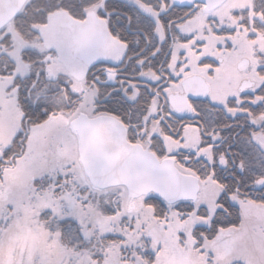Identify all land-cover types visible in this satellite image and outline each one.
<instances>
[{"label": "snow or ice", "instance_id": "1", "mask_svg": "<svg viewBox=\"0 0 264 264\" xmlns=\"http://www.w3.org/2000/svg\"><path fill=\"white\" fill-rule=\"evenodd\" d=\"M0 0V264H264V0Z\"/></svg>", "mask_w": 264, "mask_h": 264}, {"label": "rangeland", "instance_id": "2", "mask_svg": "<svg viewBox=\"0 0 264 264\" xmlns=\"http://www.w3.org/2000/svg\"><path fill=\"white\" fill-rule=\"evenodd\" d=\"M245 2V0H235V2H234V6L235 7H239L242 3H244Z\"/></svg>", "mask_w": 264, "mask_h": 264}, {"label": "water", "instance_id": "3", "mask_svg": "<svg viewBox=\"0 0 264 264\" xmlns=\"http://www.w3.org/2000/svg\"><path fill=\"white\" fill-rule=\"evenodd\" d=\"M25 2H26V0H25Z\"/></svg>", "mask_w": 264, "mask_h": 264}]
</instances>
